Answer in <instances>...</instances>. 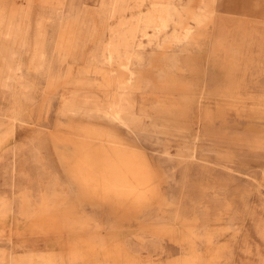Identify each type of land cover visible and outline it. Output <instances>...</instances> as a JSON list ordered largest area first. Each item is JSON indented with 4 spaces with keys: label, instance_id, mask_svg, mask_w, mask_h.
I'll return each instance as SVG.
<instances>
[{
    "label": "rangeland",
    "instance_id": "rangeland-1",
    "mask_svg": "<svg viewBox=\"0 0 264 264\" xmlns=\"http://www.w3.org/2000/svg\"><path fill=\"white\" fill-rule=\"evenodd\" d=\"M110 1L0 0L30 17L0 38V264H264V0H206L212 24L143 37L132 75L104 56ZM119 74L129 125L94 110Z\"/></svg>",
    "mask_w": 264,
    "mask_h": 264
},
{
    "label": "bare ground",
    "instance_id": "bare-ground-1",
    "mask_svg": "<svg viewBox=\"0 0 264 264\" xmlns=\"http://www.w3.org/2000/svg\"><path fill=\"white\" fill-rule=\"evenodd\" d=\"M182 1L183 0H111L110 13L113 17L119 18V23L116 29H114L113 36L104 47L106 62L116 67L118 65L119 69L131 72L132 64L142 59L138 48L142 45L141 41L143 37H147L148 41L151 42L158 39L160 35L165 34L164 40L170 39V41L175 43L189 42L197 36L194 33L196 28L202 25L207 26L212 24V14L214 8L211 6L208 9L209 13H204L203 9L210 6V4L206 3V0H204L198 7L199 11H195L196 13H194V15L190 18L191 22H193L191 26H186L182 33L174 31L173 28H179V26L175 27L178 23L176 22L177 14L175 13V6L176 4H180ZM144 8L145 10H143ZM146 8L150 10L148 11L149 13L146 11ZM127 10H130L131 12L129 19L125 16V12ZM29 22L30 17H24L20 20V22L16 17H0V38L17 40L20 35V31L22 28L29 25ZM136 24L144 25L145 27H141ZM132 73L133 72H131V75ZM116 82L120 88H117L115 90L116 92L111 94V98L113 97V100L106 103L105 106L94 100L98 103L95 106L96 109L94 110H104V115L109 119L121 122L124 125H129L132 120V113L131 110H127L125 107V101L127 100L124 96L127 91L125 89L129 87L132 88V84L129 79H123L121 74H119V78ZM121 88H123V91L120 90ZM117 92L120 93V100L118 102L114 100V95ZM87 101V99L84 100V102ZM70 105L78 106V104L73 105L71 103ZM78 107L79 109H82L84 108V105H80ZM101 150H107V148H102ZM125 172L129 174L131 173L130 171ZM126 173L123 172L124 177L122 179L117 180V178H115L112 184L121 185L122 188L126 189L131 188L133 185L129 184L130 181L128 180L129 178H127ZM140 183L141 182L137 180V184Z\"/></svg>",
    "mask_w": 264,
    "mask_h": 264
},
{
    "label": "crops",
    "instance_id": "crops-1",
    "mask_svg": "<svg viewBox=\"0 0 264 264\" xmlns=\"http://www.w3.org/2000/svg\"><path fill=\"white\" fill-rule=\"evenodd\" d=\"M199 35V34H198ZM197 35V36H198ZM125 60V59H124ZM117 68L119 69V66L117 65ZM115 70H117V69H115ZM119 71V70H118ZM114 92H116V91H114ZM113 98V97H112ZM112 98H111V95H110V101H112ZM124 98H126V100L127 101H125V107H126V109L127 110H132V108H133V106H132V100H131V97H130V91L128 92V91H126V93H125V96H124ZM114 100L115 101H119L120 100V93L119 92H117L115 95H114ZM140 184H142V182L140 183ZM113 185V189H121L124 193H125V195H129L130 197H131V195L130 194H133V191H134V189H133V187H131V188H129V189H126V188H122L121 187V185H118V186H120L121 188H119V187H117V184H112ZM128 192V193H127ZM140 198L139 199H142L143 197H144V195H143V193L141 192V194L140 195H138Z\"/></svg>",
    "mask_w": 264,
    "mask_h": 264
}]
</instances>
